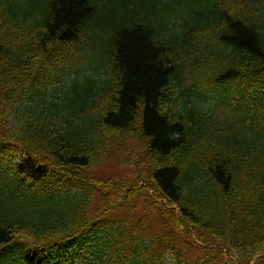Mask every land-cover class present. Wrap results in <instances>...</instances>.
I'll use <instances>...</instances> for the list:
<instances>
[{"label":"trees","instance_id":"trees-1","mask_svg":"<svg viewBox=\"0 0 264 264\" xmlns=\"http://www.w3.org/2000/svg\"><path fill=\"white\" fill-rule=\"evenodd\" d=\"M163 3L0 0V260L264 264V0Z\"/></svg>","mask_w":264,"mask_h":264},{"label":"rangeland","instance_id":"rangeland-1","mask_svg":"<svg viewBox=\"0 0 264 264\" xmlns=\"http://www.w3.org/2000/svg\"><path fill=\"white\" fill-rule=\"evenodd\" d=\"M104 168L105 169H103V173H99L95 171L94 177L97 179L98 178L103 179L102 176H111L114 178L113 180H117L118 178L125 179L124 177H127L125 174L127 169H122L117 166H114V167L106 166ZM39 201L40 200H37V196H31L30 194L24 197L23 205H24L25 214L30 215V216L32 214H35L39 206ZM0 264H12V260L11 259H1ZM76 264H80V263L77 262Z\"/></svg>","mask_w":264,"mask_h":264}]
</instances>
